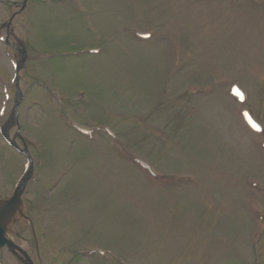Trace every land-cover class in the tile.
<instances>
[{
  "label": "rangeland",
  "instance_id": "obj_1",
  "mask_svg": "<svg viewBox=\"0 0 264 264\" xmlns=\"http://www.w3.org/2000/svg\"><path fill=\"white\" fill-rule=\"evenodd\" d=\"M132 1L32 2L16 23L39 52L30 49L22 88L37 80L60 99L48 89L35 106L47 93L27 90L21 116L37 178L25 201L43 264H92L82 254L107 248L121 262L96 254L93 264H264V157L225 98L238 83L264 125V0ZM9 16L0 6V25ZM126 26L153 32L150 50ZM97 47L100 56L87 54ZM73 120L114 137L86 142L69 130L75 139ZM7 165L5 196L22 174ZM0 259L16 264L5 251Z\"/></svg>",
  "mask_w": 264,
  "mask_h": 264
},
{
  "label": "snow or ice",
  "instance_id": "obj_2",
  "mask_svg": "<svg viewBox=\"0 0 264 264\" xmlns=\"http://www.w3.org/2000/svg\"><path fill=\"white\" fill-rule=\"evenodd\" d=\"M237 95H239V92H237ZM255 126V125H254Z\"/></svg>",
  "mask_w": 264,
  "mask_h": 264
}]
</instances>
